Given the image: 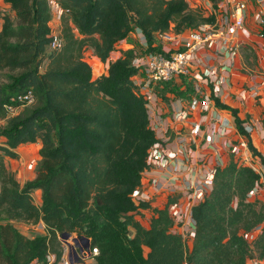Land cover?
I'll use <instances>...</instances> for the list:
<instances>
[{
	"label": "trees",
	"instance_id": "obj_1",
	"mask_svg": "<svg viewBox=\"0 0 264 264\" xmlns=\"http://www.w3.org/2000/svg\"><path fill=\"white\" fill-rule=\"evenodd\" d=\"M2 2L0 264H47L48 255L57 264L63 234L88 239L89 249L98 252L94 264H264V203L247 197L261 188V175L233 154L214 168L208 194L190 210V247L171 231L168 205L152 210L148 228L136 219L149 208L133 195L146 183L142 174L157 139L146 101L131 80L136 54L123 51L116 60L110 55L136 29L145 36V53H151L158 51L156 35L196 30L214 24L215 17L191 10L185 0ZM52 3L62 10L57 51L50 49ZM88 49L106 65L105 74L93 78L83 56ZM27 90L34 95L32 106L8 115L6 106ZM34 143L41 144L35 177L21 186L4 158L17 159L14 149ZM247 148L264 166L250 141ZM35 190L41 192L40 206ZM40 222L45 235L39 237L27 238L15 227Z\"/></svg>",
	"mask_w": 264,
	"mask_h": 264
},
{
	"label": "crops",
	"instance_id": "obj_2",
	"mask_svg": "<svg viewBox=\"0 0 264 264\" xmlns=\"http://www.w3.org/2000/svg\"><path fill=\"white\" fill-rule=\"evenodd\" d=\"M185 1L191 10L201 11L205 17L214 16L215 23L227 24L231 42L221 43L194 58L192 69L209 82L208 86H199L192 78L183 77L154 88L157 102L154 111L149 113L150 127L153 131L161 130L163 137H168L170 141L165 144L157 138V144L150 149L148 168L142 174L146 183L135 192L138 195L135 201L149 205L148 209L141 210L136 216L144 228L149 227L152 210L177 204L182 220L178 224L173 222L171 231L181 234L190 247L194 231L190 210L210 190L209 170L225 165L233 154L240 164L264 175V166L253 158L247 148L250 141L264 157V25H260V20H264V0ZM237 2L246 6L241 29H234L231 26L233 20L229 17ZM52 8L51 25L56 24L54 20H59L60 25L62 11L54 3ZM130 37L132 42L141 44L137 35L131 33L125 43L116 45L115 49L120 52L132 49ZM154 43L153 47L157 50L168 47L159 41ZM90 65L93 76L106 73L105 64L94 60ZM213 95L218 96L221 104L232 109L235 115L229 110L215 107ZM202 100L209 101L208 105L201 106ZM182 112L187 114L186 118L179 116ZM237 121L250 126L252 131L248 136L239 132ZM40 149V143L21 145L13 150L17 159L4 158L7 170L19 185L34 179L35 171L29 173L26 164L29 161L38 163ZM14 160L17 165L11 164ZM263 188L262 182L261 190ZM32 197L34 203L40 206L41 192L35 190ZM15 227L27 237L26 231L17 225ZM28 228L45 232L42 222L35 226L28 225ZM68 240L73 243L71 246L68 241L65 242L68 259L71 250L77 256L76 261L71 260V264H94L92 260H89L90 263L79 260L81 253L74 246L79 242L82 248L83 241L72 236ZM65 243H62L63 247Z\"/></svg>",
	"mask_w": 264,
	"mask_h": 264
},
{
	"label": "built area",
	"instance_id": "obj_3",
	"mask_svg": "<svg viewBox=\"0 0 264 264\" xmlns=\"http://www.w3.org/2000/svg\"><path fill=\"white\" fill-rule=\"evenodd\" d=\"M210 3V2H209ZM246 6L242 2L234 3V8L230 13L229 17L233 20L231 26L234 29H241L243 26V15ZM62 11V10H61ZM260 25H264V20H260ZM231 31V28L229 29ZM140 39V43L146 48V39L141 31L138 29L134 32ZM228 32L227 24H207L200 26L196 30H189L187 32H182L175 34L170 31L167 33L158 34L155 36V42L159 41L168 46L166 49H159L156 52L144 53L140 56H135L132 65L137 70L136 74L132 76L131 80L134 86L137 88L138 93L146 101V107L149 113H152L155 109V104L157 102L156 93L154 88L158 85L170 82L175 78L180 77H190L199 86H208L209 82L201 77L198 72L193 71V60L194 58L205 51H208L221 43L228 44L231 42V38ZM125 40L117 43V46L123 45ZM155 44V43H154ZM62 47V39L59 34H52V41L50 44V49L59 50ZM156 48V47H154ZM121 57V52L117 49L110 55V60H116ZM99 76V75H97ZM215 98H219L213 95ZM223 98V97H222ZM34 95L32 90L24 91L14 98L12 103L6 106V112L10 116H14L19 113L24 105L31 104L33 102ZM225 99V98H224ZM209 101L202 100L201 106H207ZM182 119L187 117L185 112L179 115ZM246 134H250L252 129L247 124L241 125ZM198 130V129H197ZM156 139L160 140L162 143L167 144L170 139L166 136L163 137L161 130L154 131ZM158 142V141H157ZM182 142V141H181ZM234 152V151H233ZM235 153V152H234ZM250 167V166H249ZM252 168V167H251ZM253 169V168H252ZM255 170V169H254ZM256 171V170H255ZM214 169L208 171L209 179L212 178ZM259 173V172H258ZM261 188L254 190L247 197L258 196L257 192L261 191ZM134 199L136 194L133 195ZM168 213L174 223H180L182 220V214L177 206V204H171L168 206ZM259 231V228L255 229V233ZM251 238H253L251 236ZM68 245L70 241L67 240ZM72 241V240H71ZM67 245V244H65ZM63 247V255L57 264H71L68 259V247ZM98 254L97 249L84 250L83 253L79 254V260H92ZM47 264H52L54 262V256H47ZM31 264H40L37 261ZM251 264H259L258 262H252Z\"/></svg>",
	"mask_w": 264,
	"mask_h": 264
},
{
	"label": "rangeland",
	"instance_id": "obj_4",
	"mask_svg": "<svg viewBox=\"0 0 264 264\" xmlns=\"http://www.w3.org/2000/svg\"><path fill=\"white\" fill-rule=\"evenodd\" d=\"M0 8H4V5H3V3L1 2V0H0ZM55 21V25H51L52 26V28L54 29V31H55V33H57V34H59L60 35V28H61V21H60V25H59V20H54ZM74 33H75V35H77V32H75L74 31ZM129 40H130V46L131 47H133L132 49H130V50H132V51H134V53L136 54V55H143L144 53H145V48H144V46H141V44H137V43H135V42H132V37H130L129 38ZM89 51H85L84 52V54H83V56H84V59L86 60V62H88V64L90 65V63H92L94 60H97V62L98 63H102V62H100V60L94 55V53H93V51L92 50H90V49H88ZM91 66V65H90ZM97 76V75H96ZM96 76H93V78H96ZM183 77H180L179 79H182ZM164 84H166V83H164ZM29 106H32V104H29ZM32 162L34 163L33 164V168H32ZM11 164L12 165H17V162L14 160V161H11ZM252 164V163H251ZM27 167H28V170H29V173L30 172H34L35 171V167H36V164H35V161H29V162H27ZM18 167V166H17ZM9 168L11 169V165L9 164ZM17 172V171H16ZM262 182L264 183V175H261V187H262ZM257 195H259V197L258 196H256L257 198H259V200L260 201H262L263 203H264V188H263V190H261V191H258L257 192ZM138 195H136V197H137ZM136 197H135V200H137L136 199ZM254 197V195L253 196H251L250 198H253ZM142 222H143V220H142ZM15 225H17V227H19V228H21L22 230H24V231H26L27 233H25V235L28 237V238H34V237H39V236H43V234H45V232H42L41 230H39V229H36V231H34V230H32L31 228H28V225H26V224H23V223H16ZM19 230V229H18ZM34 231V232H33ZM75 237V236H74ZM60 242L61 243H65L64 242V240H62V239H60ZM70 242H71V240H70ZM66 244V243H65ZM64 244V245H65ZM73 243L71 242L70 243V245L71 246H73L72 245ZM74 247H78V248H80L81 246H80V244H79V242L74 246ZM89 262V261H88ZM90 263V262H89ZM250 263H252V262H250Z\"/></svg>",
	"mask_w": 264,
	"mask_h": 264
},
{
	"label": "water",
	"instance_id": "obj_5",
	"mask_svg": "<svg viewBox=\"0 0 264 264\" xmlns=\"http://www.w3.org/2000/svg\"><path fill=\"white\" fill-rule=\"evenodd\" d=\"M69 237H70L69 235L63 234L61 238H62V240H64V242H66L69 239ZM80 240L84 242V245L82 248H79V252L83 253L84 250H89V240L88 239H80ZM74 242H76V240H74ZM76 257L77 256H76L75 252L71 250V252L69 254V261L70 262L76 261Z\"/></svg>",
	"mask_w": 264,
	"mask_h": 264
}]
</instances>
